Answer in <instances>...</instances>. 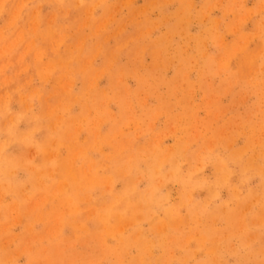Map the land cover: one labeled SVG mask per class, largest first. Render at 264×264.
Here are the masks:
<instances>
[{
    "label": "rangeland",
    "instance_id": "obj_1",
    "mask_svg": "<svg viewBox=\"0 0 264 264\" xmlns=\"http://www.w3.org/2000/svg\"><path fill=\"white\" fill-rule=\"evenodd\" d=\"M0 264H264V0H0Z\"/></svg>",
    "mask_w": 264,
    "mask_h": 264
}]
</instances>
